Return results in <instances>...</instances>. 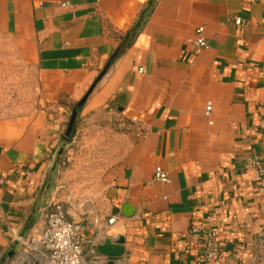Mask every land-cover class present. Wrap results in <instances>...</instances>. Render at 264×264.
<instances>
[{
  "label": "crops",
  "instance_id": "obj_1",
  "mask_svg": "<svg viewBox=\"0 0 264 264\" xmlns=\"http://www.w3.org/2000/svg\"><path fill=\"white\" fill-rule=\"evenodd\" d=\"M149 1L0 0V263L63 203L104 264L97 246L120 237L116 264H264V191L245 168L264 155V0H156L65 138L72 105ZM199 27L207 49L194 44ZM10 52L34 74L31 111L2 105ZM157 166L170 184L147 185ZM193 227L219 233V260L185 254Z\"/></svg>",
  "mask_w": 264,
  "mask_h": 264
},
{
  "label": "built area",
  "instance_id": "obj_2",
  "mask_svg": "<svg viewBox=\"0 0 264 264\" xmlns=\"http://www.w3.org/2000/svg\"><path fill=\"white\" fill-rule=\"evenodd\" d=\"M59 7L68 8L70 5L63 1ZM232 20L238 26L246 24L240 17H233ZM194 44L197 49L209 47L204 36V27H199L196 30ZM139 73H144L143 67L139 68ZM211 114L212 103L208 102L205 115L210 118ZM245 168L254 171L259 190L264 191V155L255 153L251 155L245 161ZM154 183H171L169 173L161 166L155 168L151 179L147 181V185ZM117 219V217H113L109 220V224L112 225ZM190 234L193 239L187 242L185 254L190 255L201 249L202 255L207 261H217L221 258L224 252V243L215 229L193 227ZM18 241L20 244L19 253L13 259L0 264H104L106 262L105 258L94 255V251H85L86 227L80 222L70 220L62 203L52 204L43 230L35 232L28 238L19 237Z\"/></svg>",
  "mask_w": 264,
  "mask_h": 264
},
{
  "label": "rangeland",
  "instance_id": "obj_3",
  "mask_svg": "<svg viewBox=\"0 0 264 264\" xmlns=\"http://www.w3.org/2000/svg\"><path fill=\"white\" fill-rule=\"evenodd\" d=\"M10 54L11 59L9 61L11 65L6 64L2 68V105L10 113L31 111L33 108L38 107L40 103V95L35 89L34 74L32 71L26 73L20 63L17 62L15 54L13 52H10ZM71 155L69 157L74 156V154ZM65 164L62 165L61 172L67 173L72 168L74 169L75 160L67 161Z\"/></svg>",
  "mask_w": 264,
  "mask_h": 264
},
{
  "label": "water",
  "instance_id": "obj_4",
  "mask_svg": "<svg viewBox=\"0 0 264 264\" xmlns=\"http://www.w3.org/2000/svg\"><path fill=\"white\" fill-rule=\"evenodd\" d=\"M111 61H112V58H111L110 62ZM109 63L106 65L104 70L100 73V75L94 81V83L92 84V86L90 87V89L88 90L86 95L79 102H77V104L75 105V107L72 111L69 123H68L66 134H65V138L67 140L71 141L78 115H79L80 111L82 110V108L84 107L87 99L89 98V96L92 94V92L94 91V89L98 85V83L106 75ZM125 214L129 215V213H127V211H125ZM124 244H125V239L123 237H120V238L116 239L115 241H112L111 239H105L102 242V244L97 246V250L100 253V255L107 258L108 264H116V260L121 258L125 254Z\"/></svg>",
  "mask_w": 264,
  "mask_h": 264
},
{
  "label": "trees",
  "instance_id": "obj_5",
  "mask_svg": "<svg viewBox=\"0 0 264 264\" xmlns=\"http://www.w3.org/2000/svg\"><path fill=\"white\" fill-rule=\"evenodd\" d=\"M156 0H150L148 2V5L146 6V8L143 9L138 21L136 22V24L126 33L123 34H119V35H115L116 39L119 40V46L116 49V51L114 52V54L112 55V61L109 63L108 70L110 69V67L114 64V62L121 56L122 53H124L126 51L127 48H129L133 42L135 41V39L138 37V35L140 34V32L142 31L147 19H148V15L150 14L152 7L154 6ZM76 104L72 105V109L75 107ZM80 114V113H79ZM76 132V125L74 127V134ZM74 136V135H73ZM66 144L68 143L67 141H64Z\"/></svg>",
  "mask_w": 264,
  "mask_h": 264
}]
</instances>
